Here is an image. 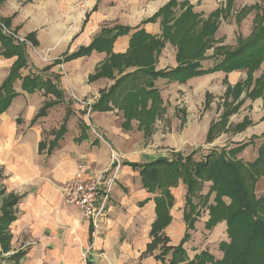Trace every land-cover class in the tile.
<instances>
[{
	"label": "crops",
	"instance_id": "1",
	"mask_svg": "<svg viewBox=\"0 0 264 264\" xmlns=\"http://www.w3.org/2000/svg\"><path fill=\"white\" fill-rule=\"evenodd\" d=\"M171 1L6 0L0 6V19L8 22L6 28L24 40L22 44L27 47L29 66L22 70V77L42 75L61 93V98L45 91L26 93L21 86L22 81L17 80L14 84L17 95L8 110L0 115V193L3 192L0 208L5 199L17 198L18 202L13 208L16 219L9 226L11 247L3 255V264H12L9 257L18 253H21L20 264H168L158 260L159 249L150 248L154 225L161 218L158 206L163 201L166 205L168 200L160 192L146 189L140 167L132 164L142 166L161 157L171 159L177 153L189 155L198 151L203 155L209 150L222 149L219 147L223 145L217 143L222 138L220 134L211 142L207 138L216 123L206 115L201 119L200 110L193 109V102L189 100L182 104L177 101V94L187 96L194 82L215 73L221 74L223 79L238 82L239 74L235 72L241 70L217 71L189 78L186 82L158 79L159 93L163 99L170 100L164 102L169 111L166 119L156 121V131L150 139L140 131V117L129 115L131 105H110L109 110L100 111L91 107L99 103L101 93L112 88L116 80L139 69L127 66L124 59L130 49V37L137 29H144L150 37L164 42L159 52H151L156 72L177 67L176 46L172 39L163 38L166 18L163 14L155 18ZM175 1L173 11L184 6L186 10L189 6L193 13L199 14L220 8L216 4L218 0ZM225 1L224 7H228V0ZM233 3L236 5L238 2L234 0ZM117 28H130L132 32L116 38L110 55L105 51H94L89 56L58 63L65 56L70 57L90 46L103 30ZM15 62L16 58L0 56V85L9 77ZM207 63L212 64L211 61H203V65ZM260 65L262 69L264 56ZM161 81L170 85L163 89L159 86ZM47 104L54 106L45 116L38 118ZM183 106L188 112L190 109V115L181 130L178 128L165 133L159 129L167 119L172 125L181 124L175 112ZM151 107L149 105L146 109ZM144 109L136 106L133 110ZM263 119L264 107L253 114L260 130L255 136H264ZM64 124L66 133L49 153L55 133ZM83 130L86 139L79 141ZM95 132L103 139H98ZM45 133L52 139L46 142ZM256 140L249 141L251 144L242 150L241 160H248L247 153L257 144ZM262 140L258 138L257 141ZM42 145H45L43 150ZM112 152L117 153L123 163L117 174V186L111 194L113 209L94 228L82 217L77 206L66 202L62 189L74 180L79 167L85 171V180L102 174L111 164ZM256 193L263 196V178L256 187ZM170 195L173 201L171 206L167 205L170 220L164 234L170 245L177 247L189 230L185 222L186 185L180 182L170 190ZM213 201L214 198L209 204ZM225 201L228 204L230 200L225 198ZM204 217L206 219L199 218L195 228L189 230L191 239L184 244L188 262L201 252L208 251L218 260L224 256L219 246L222 241H229L228 225L221 221L211 231L206 227L202 230L200 221L205 223L208 220V212ZM204 232L205 244H197L196 237H203Z\"/></svg>",
	"mask_w": 264,
	"mask_h": 264
},
{
	"label": "trees",
	"instance_id": "2",
	"mask_svg": "<svg viewBox=\"0 0 264 264\" xmlns=\"http://www.w3.org/2000/svg\"><path fill=\"white\" fill-rule=\"evenodd\" d=\"M6 0H0V6ZM172 0L164 7L156 17L164 15L166 20L173 14ZM231 3L232 0H228ZM259 8L260 14L257 15V26L247 39L239 37L238 47L236 49H226L220 47L214 49L211 57L207 56L206 44L209 40L198 41L194 37L187 39V30L181 38L175 40L169 35L167 24L164 26L163 38L172 39L177 50V67L172 70H155L154 60L151 57L152 51H158L164 46V42L150 37L144 29H137L130 37L131 45L128 55L124 58L127 66L133 65L139 69L127 76L121 77L115 81L112 88L103 91L100 101L91 108L95 110H109L110 105H119L120 107L134 104L136 96L156 98L159 95L156 83L158 79H165L170 82H186L187 79L201 75L214 74L217 71H234L251 69L253 66L259 67L264 56V6L244 7L242 12H248ZM146 21L150 22L155 20ZM198 18L194 15L193 8L187 6L184 13L183 23L190 21L193 24ZM179 21V20H178ZM177 21V22H178ZM176 22V23H177ZM180 22V21H179ZM239 25V24H238ZM8 26V22H6ZM209 24L206 25L208 28ZM191 28V27H189ZM130 28L105 29L98 35L95 41L88 47L81 49L70 57L65 56L58 63L70 61V59L81 58L91 55L94 51H105L111 54L113 43L120 36H127L131 33ZM214 33L213 31L211 34ZM203 43V44H202ZM0 56L7 59L16 58V62L11 68L9 77L0 85V115L8 110L16 97L14 83L21 79L24 92L36 93L45 91L53 93L61 98L58 88L49 80L41 75L30 74L22 77L21 72L29 66V56L25 44L15 42L12 37L4 34L0 28ZM203 61H211V66L203 65ZM262 81V79L260 80ZM119 103V104H118ZM54 104H47L39 113L38 118L46 115L47 111ZM37 119V118H36ZM34 120V122L36 121ZM217 125L213 124L209 133L208 141L216 139L218 134ZM66 133L65 124L55 134V140L51 143L49 153H51L58 144V141ZM86 139V132L83 130L78 139ZM251 142L242 144L232 150L225 148L218 150H209V153L200 155V152L194 151L189 155L181 153L174 154L173 158H164L146 163V165L132 166L140 167L141 179L144 187L150 192H160L165 195L168 203L158 206V212L161 218L155 223L152 231L150 248L159 249L158 260L168 262V264H264V220L261 215L264 214V197L257 198L255 194L256 184L264 177V143L261 147L260 156L253 162L247 164L237 158ZM45 145L41 146L42 150ZM201 156L202 159H198ZM123 165V163L121 164ZM205 182L213 183L207 198L215 193V206L210 207V220L206 223L208 229L217 226L220 221H225L228 225L227 234L229 241L222 242L220 250L224 253L221 260L207 252L188 262L189 257L184 249V244L190 238L189 230L192 229V222L196 221L197 216L192 213L195 210L193 204V195L198 192ZM183 182L187 187V203L185 209V222L189 225V230L181 244L177 247L170 245V240L165 236L164 229L169 223L167 205L171 206L173 197L170 190L174 189ZM2 193H0L1 196ZM223 198H229L227 204ZM0 208V264H3V255L10 251L11 235L9 226L15 221L13 208L17 205V198H8L3 201ZM193 210L190 212V209ZM92 233H94V228ZM171 256L169 260L167 258ZM21 253L9 257L12 264H20Z\"/></svg>",
	"mask_w": 264,
	"mask_h": 264
},
{
	"label": "rangeland",
	"instance_id": "3",
	"mask_svg": "<svg viewBox=\"0 0 264 264\" xmlns=\"http://www.w3.org/2000/svg\"><path fill=\"white\" fill-rule=\"evenodd\" d=\"M225 2V0L217 1L216 4L220 6L217 11L214 10L211 13L207 11L199 14L194 13V15H197L198 18L194 21L196 22V24L193 25L190 21H186L185 23H183L184 13L186 11L184 8L185 6L182 7L181 10L179 8H176L177 10L175 9V11H173V14H171L170 17L166 20L167 27L165 29H167L169 35L172 36V38L175 40L181 38V36L185 34V30L187 29V39H191L190 37H194L198 41L202 42L209 40V42L206 44V51L208 55L213 54L214 49L220 47H225L226 49L232 50L236 49L239 44V37L245 38V35L248 36L247 34H252L257 26V15L260 14L259 8L253 9L248 12H242L243 8L245 6L254 7L256 6V4L257 6L263 7L264 0H237L238 3L236 5L233 3L234 0H232L231 3L229 2L228 7H224ZM207 24H209L208 28H206ZM0 28L3 29L4 34L12 37L15 42L22 43L13 35H10L6 32V22L1 19ZM7 31L13 33V31H10L8 29ZM212 31L214 33L211 34ZM208 65L209 64L207 63L206 66ZM239 72H235L236 74H239L237 75L239 79L238 82L229 81V79H223L221 78V74L218 73H215L211 77H202L201 80L193 83V86H191V89L189 93H187V96L184 93H178L177 101L182 102V104L187 101H192L194 107L193 109L200 110L199 115H202L200 116L201 119L204 115H206L210 120L213 121V123L218 124L217 131L222 138L218 139L217 143L223 145V147L219 148L223 149L226 147L225 149L229 148L230 150H232V148H235L232 145L233 143L240 146L242 144H247L249 141L253 142V140L255 139L258 140V138H261L262 140L263 137V140L260 142L256 140L257 144L252 148V150H249L250 152L247 153L246 159L248 160H243L247 164L248 162H251V160L255 161L257 158H259L261 147L264 143L263 135L262 137L255 136L260 130H258L257 128V122L253 120L254 112H260V109H263L264 107V67H262L261 69V65H259V67H256L255 65L251 69L247 68ZM261 79L262 81H260ZM166 85H170V83L162 81L159 83V86L163 89L168 87ZM165 100L167 102H170V100L163 99V96H161L160 93L156 98H142V96H136L134 104L130 106L131 110L129 112V115H131V117H140L142 123L140 131H144L146 139H150L152 134L154 135L156 131V121L162 118L166 119L165 116L167 115L169 110L164 107ZM149 105H152V107L149 108L150 110H147L146 108ZM136 106L145 109L135 111L133 109ZM184 106L176 109L175 112V115L181 120V124L172 125L167 119V122L164 123L163 127H160L159 129H162L165 133H172L174 129L178 128L181 130L186 123L187 116L190 115V109L188 112V109H185ZM144 125H146L145 128L143 127ZM52 136L54 137V135ZM44 139L47 142L51 140L52 137L50 136V134L45 133ZM240 154L241 153L237 155L238 159H240ZM201 156L198 158L199 160L202 159ZM262 178L264 179V177ZM258 183L256 184V187ZM212 186L213 183L204 181L200 190L196 192L195 195H193V201L194 203H196V205L193 204L195 210L192 211V208L190 209V212H194L193 214L197 216L195 222H197L199 218L206 219V217L204 216L207 212L210 216V207L215 206L214 201L209 204V202L213 198L215 200V193H212L211 197L207 198V194ZM67 187L68 184L64 185L62 189L63 194H65V190L67 189ZM256 187L255 194L257 198L264 197V193L263 196H259L256 193ZM223 201L226 202L225 198H223ZM229 203L230 201L228 202V204ZM261 217L264 220V214L261 215ZM209 220L210 217L208 218V220H206L205 223L200 221L201 226H199V228L204 230V228L206 227V223ZM195 222H192V229L195 228ZM205 229L211 231L213 228L210 230L206 227ZM205 235L206 233L204 232L203 237H196L197 244H205Z\"/></svg>",
	"mask_w": 264,
	"mask_h": 264
},
{
	"label": "built area",
	"instance_id": "4",
	"mask_svg": "<svg viewBox=\"0 0 264 264\" xmlns=\"http://www.w3.org/2000/svg\"><path fill=\"white\" fill-rule=\"evenodd\" d=\"M6 32L13 35L20 42L24 40L19 39L12 32ZM98 139H103V136L95 132ZM111 164L105 171L92 178L84 179V169L79 167L78 173L74 180L68 184L65 190V200L68 204L77 206L82 217L91 222L94 228L103 222L113 209L111 203V194L117 186V174L120 170L121 162L119 155L114 152L111 153Z\"/></svg>",
	"mask_w": 264,
	"mask_h": 264
}]
</instances>
